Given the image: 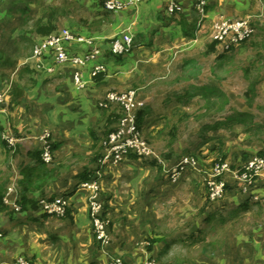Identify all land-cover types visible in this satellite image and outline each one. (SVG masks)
<instances>
[{
  "label": "crops",
  "instance_id": "obj_1",
  "mask_svg": "<svg viewBox=\"0 0 264 264\" xmlns=\"http://www.w3.org/2000/svg\"><path fill=\"white\" fill-rule=\"evenodd\" d=\"M24 1L32 4L31 0ZM20 2L23 0H13L9 4L0 0L1 29L6 19L5 8L9 11ZM115 2L122 4L117 12L107 8V4ZM172 3L176 4V9L171 13L169 7ZM260 3V0H209L205 19L200 24L201 16L194 0H88L83 6H87L90 13L84 19V30L76 36L90 40V43L74 42L67 47L72 55L79 57L85 56L95 47L101 50L99 59L85 65L74 62L59 65L53 52L41 58L35 57L37 44L63 30L59 29L57 16L52 21L55 28L49 34L43 32L41 27L46 26L50 11H58L57 8L47 11L42 9L45 16L27 32L30 36L25 34L18 39L15 35V38L13 32L16 30L13 29L8 43L14 44L16 41L15 46L9 48L0 41V93L5 95L0 111V191L5 193L4 201L11 207L9 210L15 208L19 191H26L28 199L37 201L47 194H54L57 188L64 197V194L76 191L82 183L79 181L74 184L67 179L59 184L52 183V173L39 161L41 147L36 133L50 128L59 155L65 153L67 148L70 152L72 150V155L81 153L79 149L86 146L97 148L100 140L107 138L117 128V123L111 120V111L100 110L99 105L106 100L109 92L132 89L139 90L138 110L149 111L143 121V133L151 132L153 118L159 119L155 122L166 121L165 116L171 114L187 94H176L172 99L164 87L156 93H153L154 90L145 91L146 87L154 83L159 74L164 75L170 59H182L183 55L179 56L181 46L193 50L210 38L209 33L217 21L241 18L244 10L256 8ZM20 14L26 15V10ZM25 32L19 30L18 34ZM120 34L133 36L135 46L124 56H110L106 42ZM5 37L0 32V39ZM219 47L220 44L215 51ZM232 53L233 50L225 52L221 57ZM98 65L105 67L106 72L95 73L94 69ZM77 75L81 76L82 85L76 82ZM163 112L167 114H158ZM94 122L99 125L98 132L90 128ZM11 131L18 136L24 133L28 136L15 149H9L3 141L4 134ZM216 133L218 131L208 136L201 133L200 138L202 140ZM131 160L139 159H130L124 164L135 171L139 164ZM77 170L78 173L82 170L90 172L92 167H79ZM25 172H29L26 178ZM119 177L108 176L107 180L113 182ZM109 185L104 183L105 191L109 190ZM84 192L87 191L82 188L72 197L64 198L71 214L63 219L45 215L42 209L29 208L23 213L20 210L16 213L0 211V264H15L22 257L30 258L34 264H109L112 258L122 256L126 264H147L153 256H157L159 261L163 254L169 252L171 248L164 239L165 245L161 248L150 247L148 252L142 253L137 246L133 248L131 240L121 236L134 230L126 222L123 223L125 226L117 225L114 228L116 245L108 246L106 251L100 249L94 236L88 198H81ZM111 192L115 198V191ZM139 195L143 196L137 192L136 197L140 198ZM154 201V198H146V205ZM255 206L257 204L251 205L247 201L241 206L244 207V220H250L249 214ZM195 221L192 222V228L187 227L177 235L194 233L198 229V222ZM256 224L255 232L244 230V247L247 250L254 245L252 240L255 235L257 264H264V212L257 216ZM151 230L157 232L155 228ZM127 241V247H121Z\"/></svg>",
  "mask_w": 264,
  "mask_h": 264
},
{
  "label": "rangeland",
  "instance_id": "obj_2",
  "mask_svg": "<svg viewBox=\"0 0 264 264\" xmlns=\"http://www.w3.org/2000/svg\"><path fill=\"white\" fill-rule=\"evenodd\" d=\"M11 1L13 0H5V4ZM31 1L32 4H26L23 0L9 11L5 8V23L1 24L2 29L0 27V32L6 36L0 39L2 45H8L9 48L15 46L16 41L14 44L8 43L10 32L16 30L13 37L16 35L18 39L21 35L29 34L27 32L51 8L58 9L59 29L68 30L74 35L84 30V19L90 10L83 3L86 4L88 0ZM260 1L256 8L244 10L241 18L220 20H250L253 33L247 42L230 46L227 39L219 41L215 39L213 26L209 33L211 36L204 44H199L190 51L187 50L188 46H181L179 56L183 55L182 59L179 56L178 61L170 59L164 75L159 74L157 80L146 87L145 91L154 90L153 93L164 87L168 89L172 99L176 94L184 95L186 92L187 95L171 114L158 113L166 115V121L155 122L159 119L154 117L153 130L142 134V139L153 156L131 160L139 164L135 171L124 164L134 155L127 156L118 165L107 164L102 167L103 159L108 154L106 138L100 140L97 148L86 146L79 149L82 154L72 155V150L70 152L68 148L62 155L57 150H52V162L45 164L52 173V183L59 184L65 179L74 184L82 182V175L88 170L78 173L77 168L92 167L91 179L98 182L99 197L107 212L109 239L106 246L99 245L103 251L110 245H116L114 228L117 225L125 226L123 223L126 222L134 230L130 234L128 231V235H121L122 238H129L133 248L137 246L142 253L148 252L150 247L161 248L168 241L171 248L169 252L163 254L159 261L157 256L150 259V262L156 264H257L255 235L252 240L254 245L246 250L244 230L255 232L257 216L264 212V177H257L253 185L248 186L241 174L252 158L264 155V0ZM22 10H26V15L20 14ZM18 29L26 32L18 34ZM110 42H106L108 47ZM214 42H220V47L211 52L210 47ZM228 47H233V53L221 57L223 53L229 52L225 51ZM69 54L74 56L70 51ZM129 92L134 93L138 101L139 90L109 93ZM237 114L249 115L242 118L244 125L222 127L216 135L201 140L200 131L203 126ZM96 122L90 128L93 127L92 130L98 132L100 128ZM52 134L50 128L36 133L42 151L48 142H54ZM5 136L16 140L15 147L7 145L9 149L17 148L26 139L24 137H28L25 133L18 136L12 131ZM215 136L218 139H212ZM221 165H225L228 171L217 176L215 168ZM108 176H118L119 179L108 181ZM83 183L76 191L64 194V197L59 194L58 188L54 194L41 196V209L43 210L42 202L49 200L46 198H70L83 188ZM104 183L110 184L107 187L109 190L105 191ZM220 183L224 187L220 195L214 196L215 185ZM83 189L87 192L81 198H88L89 205L91 194ZM151 189L152 194L149 193ZM112 190L115 191V198ZM162 190L163 195L160 196ZM137 192H141L143 196L136 197ZM145 197L154 198L155 201L146 205ZM244 199L251 205L257 204L249 214L250 220H244V207H241L245 203ZM194 219L198 222V229L194 233L177 235L187 227L192 228ZM152 228L157 232H153ZM160 230L163 234H160ZM127 243L128 241L121 247H127ZM118 246L119 244L116 247ZM20 259L34 264L28 257L19 258L16 262ZM112 259H120L126 264L123 256Z\"/></svg>",
  "mask_w": 264,
  "mask_h": 264
},
{
  "label": "built area",
  "instance_id": "obj_3",
  "mask_svg": "<svg viewBox=\"0 0 264 264\" xmlns=\"http://www.w3.org/2000/svg\"><path fill=\"white\" fill-rule=\"evenodd\" d=\"M195 6L201 16L200 24L205 19L206 9L209 4V0H194ZM107 8L113 12H117L122 8V4L119 2L107 4ZM176 9V4L172 3L169 7V11L172 13ZM216 38L219 41L228 40L230 46H235L246 40L252 33V23L250 20L246 21H230L222 20L214 24ZM74 42L90 43V40H85L79 36L71 34L68 30H62L57 35H52L35 47V57L41 58L48 52L55 54L57 64L65 65L67 63L74 62L75 64L85 65L88 62L95 61L101 56V51L98 48H93L85 56L79 57L77 55L71 56L67 49L68 45ZM134 47V37L131 35L116 36L114 37L109 46V50L112 56H122L130 52ZM230 48V47H228ZM227 48V49H228ZM51 71V69H50ZM95 73L106 72V68L103 66H97L94 69ZM76 82L82 85L81 76H76ZM4 93H0V111L4 102ZM120 105L125 112V118L118 125L117 130L109 135L107 147L108 154L105 156L102 162V167L107 164L118 165L125 161V158L130 155L150 158L152 155L151 150L142 139V134L137 127L136 113L139 105L134 93L128 94L109 93L106 100L99 106L103 109H108L109 106ZM4 134V141L8 147L13 148L16 145V140L8 138ZM52 148L51 142L46 144L43 149V161L45 163L52 162ZM153 156V155H152ZM152 158V157H151ZM227 167L225 165L217 166L215 172L217 176H220L223 172H226ZM257 177H264V156H256L252 158L242 170L241 178L248 184L253 185V181ZM82 187L87 189L91 196L89 198V207L92 224L94 227V234L97 242L100 245L106 246L108 244V230L107 219L105 217V208L99 197V186L96 179L88 182H84ZM223 184L215 185V193L213 195H220ZM214 195V196H215ZM43 210L46 214L56 216L58 218H64L66 216L68 205L64 198H58L54 201H43ZM17 211L20 210L16 207ZM1 237V234H0ZM15 264H32L26 259H20ZM109 264H124L120 259H112ZM147 264H156L155 262H148Z\"/></svg>",
  "mask_w": 264,
  "mask_h": 264
},
{
  "label": "trees",
  "instance_id": "obj_4",
  "mask_svg": "<svg viewBox=\"0 0 264 264\" xmlns=\"http://www.w3.org/2000/svg\"><path fill=\"white\" fill-rule=\"evenodd\" d=\"M57 13H58V11H55V10L54 11H50V13L48 15V22L45 24L46 26H41L44 29L43 32L49 34L55 28V25H53V22L52 21L56 18ZM246 40H244V41L247 42ZM219 43L220 42H214L211 45V47H210V51L211 52L215 51L216 46L219 45ZM232 48L233 47H230V48H228L225 51L231 52L232 50H234ZM109 55L112 56L111 52H109ZM117 57H121V56H117ZM107 110L111 111V115H110L112 117L111 120L115 121L117 123V127H118V125L121 123V121L125 118V112H124L123 107L120 106V105L109 106L108 109H105V111H107ZM148 112L149 111H147V110H140L139 109L137 111V113H136L137 127H138L139 131L141 132V134L143 133V128H144V122L143 121H144V119H145V117H146V115H147ZM246 116H249V115L248 114H237V115H234V116H231V117L223 118L221 121L212 122L209 125H205L202 128L201 133L202 134H207V136H208L212 132L219 131V129L222 128V127H225V128H233L234 126L244 125V120L242 118L243 117H246ZM116 130H117V128L115 130H113L111 133L115 132ZM109 135L106 138L107 140L109 138ZM51 148H52V150H55L56 149V147L54 146L53 143H51ZM42 155H43V151L41 150V153L39 155V161L41 162V165L43 166L46 163L43 161V156ZM261 156H264V155L261 154ZM131 158L132 159H139L138 156H132ZM24 174H25V178H26V176L29 174V172H25ZM92 174H93V172H89L88 171L84 175H82V179H83L82 182H88V181L93 180V178L91 179V175ZM26 183H27V180H26ZM25 192L26 191H22V192L19 191V193H18V198L19 199L16 202L15 208L11 211V210H9L11 207L8 206L5 203V201H4L5 193H3L2 191H0V211H2V212L3 211L4 212H7L8 211L9 213H16L17 212L16 207H19L20 208V212H22V213L25 212L26 210H28L29 208L41 209V206H40L41 200H37V201L30 200V199H28V197H27V195H26ZM53 200H54V198L53 199H50L48 201H53ZM104 208H105L104 214H105V217H106V213H107L106 212V207H104ZM70 214H71L70 209L67 208L66 216L64 218L69 217ZM45 215H47V214L45 213ZM98 245H99V243H98Z\"/></svg>",
  "mask_w": 264,
  "mask_h": 264
}]
</instances>
